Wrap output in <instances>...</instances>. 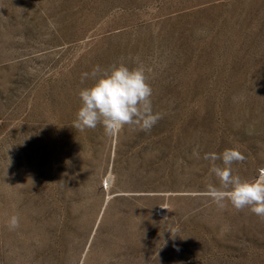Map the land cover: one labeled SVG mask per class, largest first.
Here are the masks:
<instances>
[{
    "label": "rangeland",
    "instance_id": "1",
    "mask_svg": "<svg viewBox=\"0 0 264 264\" xmlns=\"http://www.w3.org/2000/svg\"><path fill=\"white\" fill-rule=\"evenodd\" d=\"M137 60L162 118L75 129ZM230 148L264 170V0H0V264H264V219L206 196Z\"/></svg>",
    "mask_w": 264,
    "mask_h": 264
},
{
    "label": "clouds",
    "instance_id": "2",
    "mask_svg": "<svg viewBox=\"0 0 264 264\" xmlns=\"http://www.w3.org/2000/svg\"><path fill=\"white\" fill-rule=\"evenodd\" d=\"M88 75L84 73L82 81ZM91 75L93 83L79 91L81 106L73 121L75 129L83 131L102 125L105 135L115 137L125 126L149 131L162 118L159 112L153 110L151 70L142 62L137 60L130 66L121 61L109 69L97 66ZM193 155L197 159L201 158L196 150ZM203 159L222 161V166L213 163L210 168L219 181V187L210 185L206 191V196L217 209L223 210L230 204L237 211L248 208L264 219V170L253 179L234 174L233 164L246 159L235 148L225 149L219 155L206 153ZM7 224L10 230L18 228L19 217L12 215Z\"/></svg>",
    "mask_w": 264,
    "mask_h": 264
},
{
    "label": "water",
    "instance_id": "3",
    "mask_svg": "<svg viewBox=\"0 0 264 264\" xmlns=\"http://www.w3.org/2000/svg\"><path fill=\"white\" fill-rule=\"evenodd\" d=\"M117 195H120V194H118V193H117V194H114L113 197H115V196H117Z\"/></svg>",
    "mask_w": 264,
    "mask_h": 264
}]
</instances>
